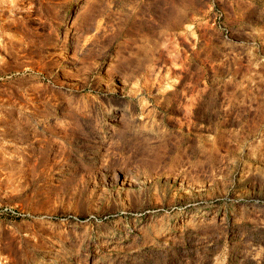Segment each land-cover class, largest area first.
Listing matches in <instances>:
<instances>
[{
    "label": "rangeland",
    "instance_id": "374dc122",
    "mask_svg": "<svg viewBox=\"0 0 264 264\" xmlns=\"http://www.w3.org/2000/svg\"><path fill=\"white\" fill-rule=\"evenodd\" d=\"M0 264H264V0H0Z\"/></svg>",
    "mask_w": 264,
    "mask_h": 264
},
{
    "label": "bare ground",
    "instance_id": "6f19581e",
    "mask_svg": "<svg viewBox=\"0 0 264 264\" xmlns=\"http://www.w3.org/2000/svg\"><path fill=\"white\" fill-rule=\"evenodd\" d=\"M176 54V53H175ZM181 56V55H180ZM183 57H185V56H183ZM185 59V58H184ZM202 61V60H201Z\"/></svg>",
    "mask_w": 264,
    "mask_h": 264
}]
</instances>
